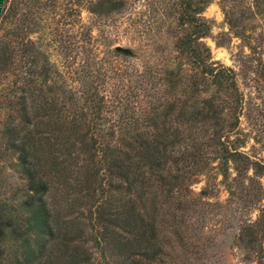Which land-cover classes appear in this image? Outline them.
<instances>
[{
	"label": "trees",
	"instance_id": "1",
	"mask_svg": "<svg viewBox=\"0 0 264 264\" xmlns=\"http://www.w3.org/2000/svg\"><path fill=\"white\" fill-rule=\"evenodd\" d=\"M212 1L173 0L181 32L175 51L190 65V73L183 78L181 65L169 70L172 96L163 109L150 102L136 116L109 117L115 110H106V96L96 86L76 90L57 80L45 53L32 41L24 47L17 41L28 69L23 81L0 94L9 114L1 142L15 154L27 183L20 209L0 200V252L6 239L16 240L13 264H92L81 230L76 233L80 217H69L76 204L87 205L104 258L109 252L123 264H170L175 237L200 254V237L188 235L199 229L198 221L191 223L187 216L212 194L210 183L219 176L228 205L241 204L245 216L252 208L259 211L255 220L243 215L235 239L248 258L264 264V205L256 207L262 200L264 164L242 150L243 142L231 139L238 133L242 95L235 71L213 61L204 41L212 26L203 13ZM32 2L0 0V26L18 20L19 28ZM126 4L92 0L89 10L112 14ZM255 4L263 13L264 0ZM225 15L235 29L238 23L227 11ZM16 47L0 36V74L20 65ZM260 65L264 72V60ZM203 178L206 185L196 196L192 186ZM56 194L64 198L66 215L53 201ZM2 257L0 253V264Z\"/></svg>",
	"mask_w": 264,
	"mask_h": 264
},
{
	"label": "rangeland",
	"instance_id": "2",
	"mask_svg": "<svg viewBox=\"0 0 264 264\" xmlns=\"http://www.w3.org/2000/svg\"><path fill=\"white\" fill-rule=\"evenodd\" d=\"M32 1V7H26V19L20 21L19 28L18 20H8L0 26V36L10 39L11 46L17 45L21 60L6 76L0 74V94L10 91L14 81H23L28 69L27 57L20 56L21 41L22 47L31 46L32 41V47L45 53L57 80L76 90L96 86L106 96V110H115L113 114L107 113L109 117L116 113L136 116L137 111L150 102L163 109L172 90L169 70L182 66L183 78L190 73V65L175 51L181 32L175 26L173 0H126L121 11L103 15L89 10L92 0ZM255 5V0H213L203 13L212 26L204 41L210 47L212 60L232 68L237 76L242 105L238 133L231 139L243 142L242 150L264 164V72L260 65L264 60V12H258ZM225 11L238 23L233 30ZM42 65L44 62H40L39 67ZM6 106L0 102V131L9 120ZM220 180L219 176L211 181L212 194L187 216L191 223L198 221L199 229L189 226L188 235L192 240L200 237L197 242L200 254L190 252V248L175 237L169 248L170 264H256L235 239L245 209L241 204L228 205L229 194ZM261 183L262 200L258 208L264 205V177ZM205 185L203 178L192 186L196 196ZM26 187L16 156L5 148L0 135V200L18 210ZM53 201L63 215L68 213L62 195L56 194ZM79 205L72 208L69 217H80L82 224L76 233L81 230L80 241L92 255V264H123L121 257L109 252L105 258L102 256L87 218L88 207ZM258 213L252 208L245 217L255 220ZM18 245L14 239L5 240L0 252L2 264H13Z\"/></svg>",
	"mask_w": 264,
	"mask_h": 264
},
{
	"label": "water",
	"instance_id": "3",
	"mask_svg": "<svg viewBox=\"0 0 264 264\" xmlns=\"http://www.w3.org/2000/svg\"><path fill=\"white\" fill-rule=\"evenodd\" d=\"M118 50L127 51L126 49H123L122 47H118Z\"/></svg>",
	"mask_w": 264,
	"mask_h": 264
}]
</instances>
